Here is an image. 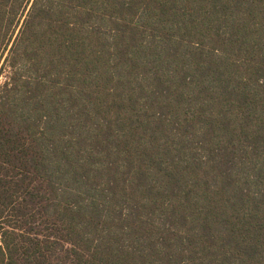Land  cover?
Returning a JSON list of instances; mask_svg holds the SVG:
<instances>
[{
	"label": "trees",
	"instance_id": "1",
	"mask_svg": "<svg viewBox=\"0 0 264 264\" xmlns=\"http://www.w3.org/2000/svg\"><path fill=\"white\" fill-rule=\"evenodd\" d=\"M0 77V264H264V0H0Z\"/></svg>",
	"mask_w": 264,
	"mask_h": 264
},
{
	"label": "rangeland",
	"instance_id": "2",
	"mask_svg": "<svg viewBox=\"0 0 264 264\" xmlns=\"http://www.w3.org/2000/svg\"><path fill=\"white\" fill-rule=\"evenodd\" d=\"M6 74V73H5ZM3 78V77H0V79Z\"/></svg>",
	"mask_w": 264,
	"mask_h": 264
}]
</instances>
